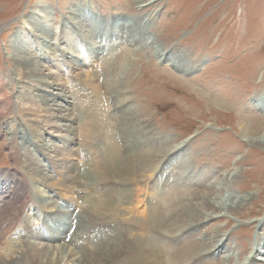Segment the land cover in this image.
<instances>
[{
  "label": "rangeland",
  "instance_id": "1",
  "mask_svg": "<svg viewBox=\"0 0 264 264\" xmlns=\"http://www.w3.org/2000/svg\"><path fill=\"white\" fill-rule=\"evenodd\" d=\"M140 2L142 0H0V247H6V241L13 242L11 240L26 225L29 232L41 231L46 236L58 226L57 215L44 218L45 211L39 214V219L33 225L27 224L33 218L37 219L33 215L37 212L35 206L29 205L32 200L26 198L20 211L19 205L14 203V199L22 202L21 198L27 195L30 183L31 168L22 158V153L27 154L30 147L25 148L23 143L30 141L33 144L30 150H33L39 143L42 131L36 127L37 119L27 115V110L35 111L32 103L17 93L19 89L16 83L25 80L27 74L16 62L14 52L21 57L32 51L40 55L42 47L31 31L28 20L23 19V16L39 8L49 12L52 25L50 38L52 42L58 41V46H53L51 61L43 62L50 72L59 77L62 87L67 90L66 110L74 118L72 126H75L69 135L47 130L45 134L42 133V142L54 146L59 159L68 158L73 166H83L81 155L87 158L78 144V124L84 122L81 115L84 106L91 108L88 109L90 113L98 108L92 106L95 98L90 97V90L84 82H90L91 75L101 68L89 60L86 38L80 28L66 17L67 10L75 9L91 21L94 28L91 38L95 42L115 40L112 33L118 18H121V23L132 24L134 42L123 44L125 34L122 33L117 42L122 52L114 49L112 59L119 65L116 70L130 72L133 92L130 91L128 95L134 106H139L140 110L142 108L141 119L146 121L151 131L148 137L150 148L162 160L159 162L160 172L158 170L160 181L156 187L152 183V176L143 177L141 181L128 186L115 183L114 202L119 198L121 203H115V207L110 204L111 209H91L90 215L81 216L79 209H74L75 201L58 198L57 206L67 205L69 213L74 210L72 218L79 216L73 221L70 219L67 242L79 226L87 227L88 232L105 229L106 234L108 227L115 226V230L134 239L136 236L133 232L140 234V229L148 226L142 212L147 201L154 204L152 190L160 193L169 191L165 195L168 199L165 208L169 209L164 217L167 221L168 216L174 214L175 206L182 204L196 191L203 193L211 190L215 193L213 196L218 198L212 197L214 204L222 203L220 201L233 192L241 197L248 195L241 208L225 215L212 216L205 206L194 204L191 206L192 212L195 208L201 217L197 219H204L173 235L160 232L163 240L166 237L163 248L167 251L171 246L174 250V245H183L186 241L203 247L216 242L219 248L196 256L192 264L251 263L257 245L258 250H264V137L260 142L252 143L238 128L249 123L255 131L252 134L257 130V135H260L264 130V115L261 116L260 107L264 102V0ZM61 26L67 28L75 44L77 67L73 68L70 61L60 56L61 48L67 47L59 42ZM139 31L141 34H136ZM137 38L139 40L135 43ZM166 53L182 59L189 70L179 71L162 59L163 56L159 58L160 54ZM122 87L126 93L125 86ZM141 92L144 93L140 95ZM115 109H109L107 115L114 116ZM9 125H13L18 132V138L13 143L8 140ZM65 135L73 137V145L68 144ZM113 136L122 144L118 126L115 128L113 125ZM92 137V146L100 150L102 145L103 151L100 137L96 134ZM73 148L79 151L69 152ZM38 152L37 145L34 155L43 159ZM71 154L74 156L71 157ZM102 159L105 157H101L100 161ZM91 165H87L90 170L87 174L82 172L78 175L82 181L94 182L96 175L92 171L95 168ZM52 166L58 170L57 166ZM53 168L50 166L48 172H52L55 182L61 185L62 179L55 176ZM112 172H120L119 166L113 167ZM103 186L101 184L100 188ZM93 187L96 190L97 187ZM125 189L130 194L128 199L120 194ZM142 200L144 206L140 204ZM83 206L86 208L87 204ZM114 208L119 210L115 211ZM30 210L33 213L28 212ZM89 217H93L94 223ZM164 219L163 222L167 223ZM5 228L6 231H2ZM170 241L173 242L170 244Z\"/></svg>",
  "mask_w": 264,
  "mask_h": 264
},
{
  "label": "bare ground",
  "instance_id": "2",
  "mask_svg": "<svg viewBox=\"0 0 264 264\" xmlns=\"http://www.w3.org/2000/svg\"><path fill=\"white\" fill-rule=\"evenodd\" d=\"M147 1L148 0H145V2ZM141 3H143V0L139 4ZM77 11L75 9L67 10L66 17L80 28L82 35L86 38L88 47L85 48L87 49L86 53L89 60L97 63L98 68H101L100 71L91 75L90 82H84L85 87L90 90V94L88 93L91 95L90 97H93V99L95 98L94 103L92 102L94 105L92 106L94 107L96 105L94 109L98 108V110L90 113L89 110L91 108L89 109L88 107L86 109V106H84L83 112L81 113L84 122L80 123L79 120H77L78 123H80L78 124V131L80 132L78 137H80V139H78L79 143H77L81 145L82 151L87 154V158L81 155L80 161L83 162V166H73L70 164L71 161H68V158L66 160H64V158L63 160L59 159L60 156H58L54 146H51L49 143L43 144L42 142L44 141L42 140V133L45 134L47 130H54L55 133L68 134L74 130L75 126H72L74 118H72L66 110L67 106L65 104L68 98L67 90L65 87H62L59 82V77L55 76L53 72H50L51 70L49 71L44 63L45 61H51V56H54L53 46L57 45L58 41L52 42L50 38L52 25L50 24L51 16L49 12L39 8L32 11L30 15L23 16V19L28 20L31 31L35 34V38L42 47L41 50L39 49L40 55H37V53L33 51L27 53V57H21V55H18L16 52L14 53L16 54V62L20 67L24 68L27 74L26 76L24 75L25 80L16 83L19 89L17 93H21L20 95L22 98L32 103V106L35 108V111L27 110V115L34 116L38 122L36 127L40 129V131L42 129L37 145L40 150L38 153L42 155L44 161L38 157L36 158L34 155L36 144L35 148L30 150L33 144L30 141L23 143L25 148L30 147L27 154H24V152L22 153V158L31 168V176H29L30 183L27 188V195L21 198L22 202H18L14 199V203L19 205L18 211H20L25 205L24 201L26 198H29V201L32 200V202H29V205L35 206L37 212L33 215L37 219L33 218L27 224L33 225L34 222L39 219V214L45 211L46 215L44 218L46 216H50L51 218L57 215L58 220L56 223L58 226L53 228L48 236H46L41 231L31 230L29 232L26 225L25 229L19 231L18 234L16 232V238L11 240L13 242L6 241V247H0V264H192L196 261V256L203 253L207 254L213 249L219 248L220 246L217 245L218 243L214 242L213 245L209 247H203L202 245H196L193 242L186 241L183 245H174L176 248L172 250V247L168 246V241L166 242L168 245L165 246H168L169 250L165 251L163 244L166 237L163 240L161 233H165L167 236L173 235V233H177L202 221L204 218L197 219L200 215L196 213L195 208H193V212L191 210V206L194 204L205 206L206 209L211 211L212 216L225 215L231 211H235L237 208H241L247 201L248 195L241 197L236 193L230 192L229 194L227 193L228 195L225 196L223 201H220L222 203L217 202L214 204L212 202L214 201L212 197H214L213 195L215 193L211 192V190H207L203 193L196 191V193L192 194V196L182 202V204L177 207L175 206L174 214L172 216L169 215L167 221L164 217L169 209L165 208V204H167L166 201L168 200H166L167 196L165 195L169 194V191L166 192L163 190V192L160 193L156 190H152V200H155L154 204L148 201L145 204L143 202L144 200L140 201L141 206L145 204L142 214H145L144 217H146V224L148 226H143V228L140 229V234L131 230V232L134 233L133 235L136 236L134 239L131 240L128 235L115 230V226L108 227L109 232L107 234L105 229H94L92 232H88L86 231L87 227L79 226L77 231L71 236L69 242H67V238L69 237L67 232L70 230V223L79 216L75 215V217L72 218L73 214H75L74 210L69 213L68 210H66L67 205L57 206L58 198H68L75 201V203L73 202L74 209H79L81 216L90 215L89 211L91 209H111L109 208L110 204H114L115 207V203H121L119 198L114 202L113 195H115L117 190L115 183L128 186L141 181L143 177L152 176V183L156 187L160 181L159 172L161 167H159V162L162 160L161 158L159 159L158 155H155L150 148L151 142H149L148 137L151 131L148 129L149 125H146V121L141 119L143 116V112L141 111L142 108L140 110L138 108L139 106H134L132 98L128 95L130 91L133 92L130 87V72L124 73L120 71V73V69L116 70L119 68V65L115 64L116 62H113L112 59L113 50H120L117 42L118 39L122 37V33L125 34L123 44L134 42L135 35L133 33L132 24H127L128 22L121 23V18H118L117 21H115L114 32L112 33V36L116 37L115 40L109 41L108 43H106L107 39L104 43L101 41L95 42L91 38L93 28L91 21L87 20L85 15ZM119 32L121 33L120 36ZM136 34L140 35L141 31ZM60 35L61 38L59 42L67 46L64 49L61 48L60 56L70 61L73 68L79 66V64H77V59H75L78 58V56L77 54L74 55L76 47H74L75 44L66 27L61 26ZM138 38L135 43L138 42ZM18 50L22 51L23 49L18 48ZM167 54L168 53L165 55L160 54L159 58L163 56L162 59L168 61L171 67L179 71L182 70L186 72L189 70L182 59L175 57V55L172 57ZM28 57H31V59H28ZM49 79H51V81ZM100 79H102V81ZM113 82L114 85H112ZM122 86H125L127 94ZM143 93L144 92H141L140 95ZM111 100H113L112 103L110 102ZM83 101H85V99ZM88 104H90V102ZM112 107L116 108V112L114 116L112 114L109 116L107 115V111ZM260 107H262L261 116H263L264 102L260 104ZM113 125H115V128L118 126L122 136V144L113 136ZM244 126L242 125V127L238 129L244 134L243 136L246 140L252 143L263 140L264 130L260 135H257V130L255 134H252L255 131H253L249 123ZM7 131L8 133L10 132V138L8 140L11 143L16 141L18 132L14 126L9 125ZM93 134L99 136L101 142L103 141V151L102 145L100 150L92 146V142H94V140H92ZM68 135L64 137L68 144L73 145L74 139ZM56 137L59 138L58 135ZM74 150L79 151V149L73 148L69 152ZM72 155L74 156V154H71V157H73ZM153 155L155 156L154 158H152ZM103 156L105 159L100 161L101 157L104 158ZM70 160H72V158ZM45 162H49V165H46ZM89 164H92L91 166L95 168V171L91 170L94 175H96L92 183H88L85 180L82 181L78 176L82 172L87 174V172L90 171L87 169V165ZM52 165L57 166L58 170H55ZM50 166L54 169L55 176L58 175V177H61L63 184L61 183L60 185L55 182L53 174H51L52 172H48ZM117 166H119L120 172H112V168ZM147 172L150 173V175H148ZM101 184H104L103 188H100ZM93 186L97 187L96 190H94ZM62 187H64L63 190ZM84 191L86 192L85 195H83ZM120 194L126 196L127 199L130 196L128 189L123 190ZM74 195H77L75 199H73ZM214 198L218 200V198ZM84 204L92 208H84ZM114 210L118 211L119 209L114 208ZM31 211L32 210L28 212ZM47 211L49 212L48 215ZM44 218H42L43 221ZM89 218L94 223L93 217ZM70 219L72 221H70ZM163 219L167 221V223H164ZM2 231L5 232L6 228ZM172 242L170 241V244ZM5 243H2V245L5 246ZM258 248L259 244L257 248L254 249L251 263L248 264H257L256 262H262L264 264V250L261 252Z\"/></svg>",
  "mask_w": 264,
  "mask_h": 264
}]
</instances>
